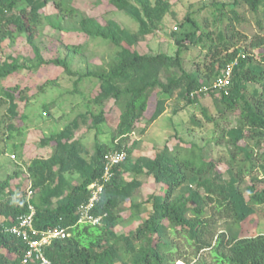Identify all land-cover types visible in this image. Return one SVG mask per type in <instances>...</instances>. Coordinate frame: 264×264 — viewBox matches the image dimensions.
<instances>
[{
    "label": "trees",
    "instance_id": "obj_1",
    "mask_svg": "<svg viewBox=\"0 0 264 264\" xmlns=\"http://www.w3.org/2000/svg\"><path fill=\"white\" fill-rule=\"evenodd\" d=\"M105 1L102 18L106 19L102 21L79 12L73 0H0V48L8 39L12 44L26 43L34 54L30 59L9 54L0 61V107L8 104V135L21 132L12 123L26 118L20 116V103L27 104L58 85L57 78L26 86L4 84L22 71L40 67L62 70L73 83L70 95L79 99L73 107L81 104L84 109L60 132L43 136L40 145L52 147L50 156L32 157L26 170L0 176V264H23L27 246L6 229L30 214L29 205L35 209L36 230L61 228L69 234L46 247L45 256L53 264H175L183 259L173 236H184L196 255L209 250L214 264H264V234L240 235L242 225L264 206V178L255 175L264 172V20L257 19L259 32L249 40L250 48L261 50L257 55L239 46L248 38L236 27L247 13L264 16V0L202 2L198 11H212L213 29L208 28L209 20L207 27H201L188 14L179 31L172 34L177 46L174 55H147L136 49L171 12L172 4L166 0ZM49 4L55 13L44 12ZM116 12L132 18L138 30L130 31L118 20L107 18ZM46 27L60 36L50 39ZM47 38L60 55L45 58L43 52L51 51L45 45ZM80 40L106 44V61L90 63L94 50ZM190 46L205 50L202 62H195L192 71L184 64ZM79 57L85 68L73 70ZM233 64L227 94L214 89V82ZM88 85L93 87L89 93ZM205 88L208 91L200 93ZM204 96L213 99L217 114L215 118L202 108L208 123L216 127L229 115L237 119L226 134L231 149L225 157L210 159V149L192 142L185 147L166 143L149 156L134 158L127 143L140 122L155 123L173 99L189 106ZM114 108L116 126L109 131L110 141H96L90 153L83 138L75 139L76 131L90 122L99 135ZM43 116L56 121L49 105L44 106ZM191 122L202 127L195 115ZM21 147L23 143L14 146L10 154L14 160L23 157ZM121 150L128 157L112 170L92 212L102 217L101 225L79 223L78 208L89 201L90 186L102 178L105 156ZM222 163L224 171L220 170ZM18 179L22 182L17 183ZM147 183L154 190L136 202L134 195ZM144 212L148 217L138 219ZM216 217L230 222L229 234H219L212 245L209 239L215 235ZM125 222L138 225L120 234L117 229Z\"/></svg>",
    "mask_w": 264,
    "mask_h": 264
},
{
    "label": "rangeland",
    "instance_id": "obj_2",
    "mask_svg": "<svg viewBox=\"0 0 264 264\" xmlns=\"http://www.w3.org/2000/svg\"><path fill=\"white\" fill-rule=\"evenodd\" d=\"M154 2L155 0H151ZM172 4L171 12L166 15L164 20L160 23L158 28L151 34L147 35L145 39L136 45V49L141 54L153 55L158 53H164L167 55H174L176 53V42L173 37V32H178L180 29V23H182L188 14L197 21L201 27L206 26V21L209 20V29H213L212 22L213 16L212 11L205 9L201 12L198 10L202 6V0H166ZM211 0L204 1L205 3ZM229 4L232 0H219ZM105 0H73V6L79 10L81 13H85L90 16H97L102 18V13L105 8ZM226 12L229 11V6L226 5ZM242 12V10H240ZM239 11V12H240ZM44 12L46 14L55 13L56 10L52 4H49ZM229 14V13H228ZM230 18H233L229 14ZM107 18H112L118 20L126 29L130 31H137L138 24L126 14L122 12H116L108 15ZM258 18L264 20L262 13L258 15H252L247 13L241 24L236 23L238 30L247 35L248 40L239 44L250 54L257 55L261 52L259 49H252L249 46V40L254 34L259 32L256 26V21ZM105 21L106 18H102ZM264 26V21L262 22ZM207 27V26H206ZM45 32L50 39L55 40L60 34L46 27ZM49 38L46 39V47H49L51 51H44L43 54L46 59H50L60 55L59 51L49 42ZM84 40H80V44H85ZM89 49L94 50L92 56L88 58L92 64H101L106 61L104 58V53L109 49L106 44L103 43H88ZM52 47V48H51ZM9 54L15 56H25L28 59L34 58V54L26 43L18 42L17 44H12L8 39H6L2 47L0 48V61H3ZM205 55V50L200 47L190 46L189 50L184 54V64L188 71H192V66L195 62H202ZM83 60V59H82ZM79 59L75 60L73 63V70L84 69L85 63ZM58 80V85L56 87L48 88L44 93L36 95L27 104L20 103V116H26V118L21 119V121H13L16 127L21 131L20 133L14 132L12 136H9L7 127L10 122L9 120V110L8 104H3L0 107V176H7L15 171H24L29 163L30 159L35 156L48 157L52 153V147H42L40 145L41 139L44 135L49 136L51 133H58L65 128L73 119H75L79 114L84 112L81 104L79 106L73 107L75 103L79 102L75 96L70 95L72 90V81L62 72L60 69L50 68V67H40L33 71H22L16 78L7 80L4 84L15 86L17 84H23L26 86L29 82H43L46 79ZM92 86H87L86 90L89 93ZM49 105L51 108V113L54 115L56 121L52 122L45 120L43 115L44 106ZM73 107V108H72ZM202 108H206L210 115L217 118L216 108L214 101L209 96H204L200 99V102L195 105L186 106L184 103L177 99L169 101L165 113L153 124H148L146 121H142L137 125L135 134L131 135L127 146L132 147L134 158L140 156H149L154 153L156 148H162L166 143L170 145H180L185 147L189 143H197L202 147L210 149V159L217 160L219 156H226L231 147L228 144L227 132L235 126L236 117L229 115L226 120L220 121L218 126H214L212 123H208L205 116L202 113ZM109 121L105 126L101 127L102 132L97 135V130L92 129L90 122L82 124L80 128L75 133L76 138H83V142L88 148L89 152L92 153L96 141L99 142H109L111 131L116 125L115 115L117 110L112 109ZM195 115V118L199 120L202 127L194 126L191 122V117ZM20 117H18L19 119ZM218 121V119H216ZM143 131V133H142ZM135 142L136 145H133ZM23 151V157L17 159H12L10 154H13L14 146H20ZM19 153H17L18 155ZM22 165H18V163ZM225 164L220 165V170L224 171ZM259 178H264V172L258 171L255 174ZM129 181L131 178H127ZM22 182V180L17 181ZM154 190V185L147 183L144 185L135 195L134 200L136 202L143 201L146 195ZM127 205L130 204V199L127 200ZM124 208V207H122ZM126 209V208H125ZM129 212H124V216ZM148 217V213H143L138 219L145 220ZM216 225L212 229L215 235L212 239V245L216 244V240L219 234L228 231L230 225L229 221L217 220L215 218ZM138 222L129 225L128 222L121 224L118 227V232L120 234L126 233L131 229L136 228ZM259 234H264V206L257 209L256 215L245 222L241 229V236L254 237ZM173 240L179 246V254L183 260H186L189 264H197L200 261H204L206 264H214L212 256L209 250L201 251L198 255L195 254L194 249L187 243L184 236L172 237ZM179 256V255H178ZM183 260L181 262H183ZM177 264V261L175 262ZM185 264V262H183Z\"/></svg>",
    "mask_w": 264,
    "mask_h": 264
},
{
    "label": "built area",
    "instance_id": "obj_3",
    "mask_svg": "<svg viewBox=\"0 0 264 264\" xmlns=\"http://www.w3.org/2000/svg\"><path fill=\"white\" fill-rule=\"evenodd\" d=\"M207 1V0H202ZM233 65L229 66L224 72L223 76L219 77L213 84V88L223 91L227 94V89L230 86ZM208 89H203L201 92H207ZM14 159V156H10ZM128 154L126 151L109 152L105 156L104 173L101 179L96 180L90 186L91 196L89 201L82 204L78 208L80 216L79 223H88L91 225H101L102 217L93 215V210L97 203L100 201L101 195L107 183L112 178V170L115 166L126 161ZM27 202L30 204L32 197L31 184L27 189ZM30 214L21 218L19 222L13 227L6 229L7 232L22 240L27 246L26 253L23 258V264H53L46 256L45 249L50 246L54 240H64L69 234L66 229L57 228L47 232H41L34 227V214L35 209L29 205Z\"/></svg>",
    "mask_w": 264,
    "mask_h": 264
},
{
    "label": "bare ground",
    "instance_id": "obj_4",
    "mask_svg": "<svg viewBox=\"0 0 264 264\" xmlns=\"http://www.w3.org/2000/svg\"><path fill=\"white\" fill-rule=\"evenodd\" d=\"M177 264H183L182 262H178Z\"/></svg>",
    "mask_w": 264,
    "mask_h": 264
}]
</instances>
